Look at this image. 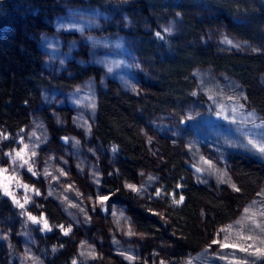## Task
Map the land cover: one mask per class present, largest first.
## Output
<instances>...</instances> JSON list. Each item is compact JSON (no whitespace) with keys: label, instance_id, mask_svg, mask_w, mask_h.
Returning a JSON list of instances; mask_svg holds the SVG:
<instances>
[{"label":"rangeland","instance_id":"obj_1","mask_svg":"<svg viewBox=\"0 0 264 264\" xmlns=\"http://www.w3.org/2000/svg\"><path fill=\"white\" fill-rule=\"evenodd\" d=\"M59 1L63 10L45 18L52 31L37 36L42 55L39 100L14 137L0 125V194L19 210L18 218L0 220V264H10V254L17 264H48L39 241L52 225L71 239L73 264H260L264 182L241 202L234 218L217 227L207 246L177 261L170 258L169 242L149 243L134 215L113 199L103 172L115 168L116 159L94 135L95 115L110 90L135 102L147 98L154 72L138 36L103 30L109 23L149 29L125 11L112 15L69 4L73 0ZM220 1L230 7L224 19L216 17L210 0H192L185 12L161 9L156 28L180 44L207 46L218 55L258 57L257 87L264 90V0ZM205 20L209 23L201 30L187 31L188 21ZM190 76L191 99L180 109L144 113L137 108L141 120L135 130L151 165L141 168L137 182L123 181L122 186L143 201L160 200L162 139L189 164L193 180L219 197L239 192L237 159L264 166V152L258 150L264 146V115L244 86L211 66L195 68Z\"/></svg>","mask_w":264,"mask_h":264},{"label":"trees","instance_id":"obj_2","mask_svg":"<svg viewBox=\"0 0 264 264\" xmlns=\"http://www.w3.org/2000/svg\"><path fill=\"white\" fill-rule=\"evenodd\" d=\"M210 1L216 17L224 19V11L230 7L220 0ZM190 2L192 0L69 1V4L94 6L112 15L125 11L132 19L143 21L149 29L144 31L140 27L127 28L109 23L103 30L104 33L138 36L142 52L153 59L154 83L148 97L139 102L117 98L110 90L101 98L96 112L94 135L116 159L115 168L103 172L104 184L113 199L134 215L135 224L149 243L166 240L171 244L170 258L174 261L207 246L217 227L234 218L241 202L252 196L264 182L263 165L237 159L239 192H225L220 197L211 194L193 180L189 164L162 139L159 144L162 162L157 166L160 200L143 201L122 186L123 181L137 182L141 168L151 165L143 150L142 139L135 130L141 120L137 108L144 113L180 109L191 99L193 81L190 73L193 69L211 66L226 71L244 86L248 98L264 115V90L257 87L258 57L218 55L207 46L180 44L163 36L156 28V15L161 9L185 12ZM63 8L64 4L59 0H0V125L8 136L14 137L26 125L28 109L39 100L42 55L37 36L52 31L45 18ZM208 23L206 20L201 24L188 21L187 31L201 30ZM238 33L249 36L247 31ZM201 102L205 111L212 115L210 105L203 99ZM154 203H159V208ZM18 217L19 210L12 200L0 194V220ZM39 251L45 255L48 264H73L75 257L71 239L56 225L41 234ZM9 261L17 264L13 254H10ZM260 264H264V260Z\"/></svg>","mask_w":264,"mask_h":264},{"label":"snow or ice","instance_id":"obj_3","mask_svg":"<svg viewBox=\"0 0 264 264\" xmlns=\"http://www.w3.org/2000/svg\"><path fill=\"white\" fill-rule=\"evenodd\" d=\"M165 31H168V29H165ZM157 35H159V33H157ZM229 43H231V42L229 41ZM250 143H251V141H250ZM258 150H259L260 152H264V146H261ZM126 187H128L129 189H131V190H133V191L136 190V188H135L134 185H126ZM233 187H235V186H233ZM237 191H238V189H237ZM102 199H103V200H107L108 197L105 196V197H102ZM180 199L183 200V197H181ZM32 219L35 220L34 217H33ZM257 251H259V250H257Z\"/></svg>","mask_w":264,"mask_h":264},{"label":"water","instance_id":"obj_4","mask_svg":"<svg viewBox=\"0 0 264 264\" xmlns=\"http://www.w3.org/2000/svg\"><path fill=\"white\" fill-rule=\"evenodd\" d=\"M61 141H65V137H61Z\"/></svg>","mask_w":264,"mask_h":264},{"label":"bare ground","instance_id":"obj_5","mask_svg":"<svg viewBox=\"0 0 264 264\" xmlns=\"http://www.w3.org/2000/svg\"><path fill=\"white\" fill-rule=\"evenodd\" d=\"M211 108V107H210ZM212 109V108H211Z\"/></svg>","mask_w":264,"mask_h":264}]
</instances>
